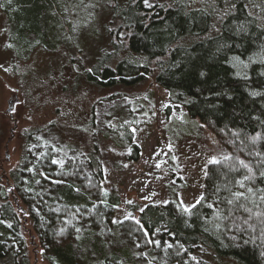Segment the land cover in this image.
I'll return each instance as SVG.
<instances>
[{
  "label": "trees",
  "instance_id": "trees-1",
  "mask_svg": "<svg viewBox=\"0 0 264 264\" xmlns=\"http://www.w3.org/2000/svg\"><path fill=\"white\" fill-rule=\"evenodd\" d=\"M259 1L162 0L154 6L115 1L112 17L118 24L110 48L101 50L85 80L99 89H132L153 79L190 119L217 133L226 153L208 165L204 196L190 212L172 201L150 204L120 223L113 221L121 199L107 188L94 134L87 146L62 158L46 150L33 170L26 155L12 171L14 202L7 191L0 200V260L12 255L18 264L26 256L20 217L25 212L44 257L55 264H264ZM1 5L18 43H51L54 0H1ZM111 132L131 142L128 127L116 125ZM131 148L129 159L137 160L138 147ZM234 193L244 195L237 199Z\"/></svg>",
  "mask_w": 264,
  "mask_h": 264
},
{
  "label": "rangeland",
  "instance_id": "rangeland-1",
  "mask_svg": "<svg viewBox=\"0 0 264 264\" xmlns=\"http://www.w3.org/2000/svg\"><path fill=\"white\" fill-rule=\"evenodd\" d=\"M115 1L127 0H54L51 43L21 45L0 0V200L7 191L14 202L12 171L26 155L33 170L46 150L62 158L87 146L92 134L107 188L121 199L116 221L137 218L150 204L172 201L191 209L202 200L208 165L226 153L217 133L190 119L151 78L132 89H99L85 80L101 50L110 48L118 24ZM157 2L162 0H147L149 6ZM258 6L264 21V0ZM116 125L129 128L130 143L111 132ZM131 144L138 147L137 160L129 159ZM20 217L27 252L18 264H55L44 257L27 213ZM0 264L16 259L8 255Z\"/></svg>",
  "mask_w": 264,
  "mask_h": 264
},
{
  "label": "snow or ice",
  "instance_id": "snow-or-ice-1",
  "mask_svg": "<svg viewBox=\"0 0 264 264\" xmlns=\"http://www.w3.org/2000/svg\"><path fill=\"white\" fill-rule=\"evenodd\" d=\"M145 3L147 4V0H145ZM90 71V70H89ZM245 78H247V77H245ZM252 95H258V93H256V92H253V93H251ZM225 159H230V157H225ZM214 163H218L219 161H213ZM242 164H243V162H241ZM244 167H247V165H244ZM261 175L262 176H264V173H261ZM245 179H250V177H245ZM238 183H240V186L241 187H243L244 186V184H243V181H239ZM248 191L249 192H251L252 190L251 189H248ZM244 195V193H234L233 194V196L235 197V198H240V197H242ZM262 198H264V197H262ZM232 201H229V203H231ZM185 211H189L190 212V209H188V208H186L185 209ZM113 223H120L119 221H113ZM137 223H139V222H137ZM9 227H10V225H9ZM77 231H79V230H77Z\"/></svg>",
  "mask_w": 264,
  "mask_h": 264
}]
</instances>
